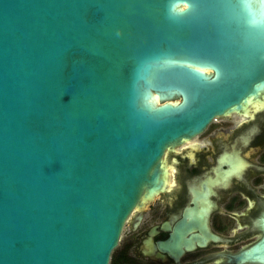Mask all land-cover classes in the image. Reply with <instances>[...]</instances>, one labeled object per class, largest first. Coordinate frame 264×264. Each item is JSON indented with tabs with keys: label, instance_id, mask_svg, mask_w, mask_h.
<instances>
[{
	"label": "water",
	"instance_id": "1",
	"mask_svg": "<svg viewBox=\"0 0 264 264\" xmlns=\"http://www.w3.org/2000/svg\"><path fill=\"white\" fill-rule=\"evenodd\" d=\"M262 92L264 0H0V264H108L164 153Z\"/></svg>",
	"mask_w": 264,
	"mask_h": 264
},
{
	"label": "flooded vegetation",
	"instance_id": "2",
	"mask_svg": "<svg viewBox=\"0 0 264 264\" xmlns=\"http://www.w3.org/2000/svg\"><path fill=\"white\" fill-rule=\"evenodd\" d=\"M164 159L163 187L126 218L113 264H264L241 257L263 239L248 217L264 208V92ZM178 230L189 249L160 250Z\"/></svg>",
	"mask_w": 264,
	"mask_h": 264
},
{
	"label": "bare ground",
	"instance_id": "3",
	"mask_svg": "<svg viewBox=\"0 0 264 264\" xmlns=\"http://www.w3.org/2000/svg\"><path fill=\"white\" fill-rule=\"evenodd\" d=\"M260 1H263V0H250V2L258 7V4L260 3ZM199 71L203 72V73H208L209 71L208 70H205V69H198ZM154 104H156L158 101H157V97L156 96H153L151 97L150 99ZM147 200V199H146ZM145 201V200H144Z\"/></svg>",
	"mask_w": 264,
	"mask_h": 264
},
{
	"label": "trees",
	"instance_id": "4",
	"mask_svg": "<svg viewBox=\"0 0 264 264\" xmlns=\"http://www.w3.org/2000/svg\"><path fill=\"white\" fill-rule=\"evenodd\" d=\"M120 249L114 250L110 253L108 264H113L114 260L116 259Z\"/></svg>",
	"mask_w": 264,
	"mask_h": 264
},
{
	"label": "rangeland",
	"instance_id": "5",
	"mask_svg": "<svg viewBox=\"0 0 264 264\" xmlns=\"http://www.w3.org/2000/svg\"><path fill=\"white\" fill-rule=\"evenodd\" d=\"M218 118H220V117H218ZM165 154V153H164ZM162 165L164 166L165 165V159H164V156L162 157ZM120 237L121 236H119V239H118V242H117V245H116V247L111 251V252H113L114 250H117V249H119V245H120Z\"/></svg>",
	"mask_w": 264,
	"mask_h": 264
}]
</instances>
